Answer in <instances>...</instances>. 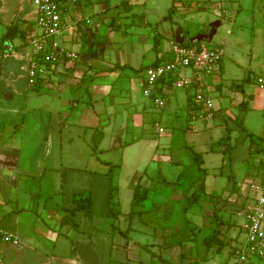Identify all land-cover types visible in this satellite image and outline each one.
I'll return each instance as SVG.
<instances>
[{
  "label": "crops",
  "instance_id": "0c3cea01",
  "mask_svg": "<svg viewBox=\"0 0 264 264\" xmlns=\"http://www.w3.org/2000/svg\"><path fill=\"white\" fill-rule=\"evenodd\" d=\"M148 2L138 16L139 0L69 4L51 41L77 57L60 55L31 85L33 1L0 0V225L18 240L2 245L0 264H238L264 177V41L235 69L224 57L241 42L242 0ZM221 28L224 57L203 90L211 115L194 117L195 87L160 82L162 108L146 96L144 70L171 55L172 40L210 41Z\"/></svg>",
  "mask_w": 264,
  "mask_h": 264
},
{
  "label": "built area",
  "instance_id": "2783aa9c",
  "mask_svg": "<svg viewBox=\"0 0 264 264\" xmlns=\"http://www.w3.org/2000/svg\"><path fill=\"white\" fill-rule=\"evenodd\" d=\"M36 10L38 30L30 34L33 59L30 65L29 82L34 85L37 78L47 72L46 65L59 59L60 55L69 59L77 57L74 51H59L51 38L60 35L65 28L63 13L69 4L82 0H32ZM262 26L264 28V5ZM224 50L222 47L210 48L200 41L198 45L181 44L171 41V55L144 70L145 93L155 104L162 108L166 98L159 90L160 82L172 81L173 86L195 87L194 99L197 104L194 117L203 118L212 114L213 98L203 90L207 86V77L212 74L220 62ZM192 68V76L177 77L181 69ZM258 84L264 88V76L257 77ZM163 131V128H160ZM258 196L255 202L247 207L246 220L243 224L246 241L234 250L238 264H247L254 256L264 255V177L256 187ZM18 243V240L5 233L0 225V250L4 243Z\"/></svg>",
  "mask_w": 264,
  "mask_h": 264
},
{
  "label": "rangeland",
  "instance_id": "374dc122",
  "mask_svg": "<svg viewBox=\"0 0 264 264\" xmlns=\"http://www.w3.org/2000/svg\"><path fill=\"white\" fill-rule=\"evenodd\" d=\"M241 4L242 5L240 9V16L237 18L236 24V29L240 27V30L243 31V33L238 37V40H241V42L240 44L232 48L231 51H229L225 57L223 56L224 60H228L229 64L235 69H238L239 67H244L246 69L249 65L245 64L244 62L246 61L247 63L248 59L253 55L255 49L251 51V48L255 46L254 43L261 41V39H263L264 41V36L262 32L264 0H242ZM149 5V2L147 4H144L143 0H139V3L135 6V11L138 12L137 16L140 15L139 12H143L145 8H147V6ZM146 13V18L148 22H150L151 27H153L154 30L156 29L157 31H159L157 27V23L159 22V19H157L158 15L152 14L151 10H146ZM203 14L207 13L203 12ZM232 16L233 13L231 17ZM220 19H222L223 23L226 22L228 24L230 22V26H232L233 21H235L236 17H220ZM138 20L139 19H136L137 22ZM240 30L238 29V31ZM227 36L228 31L226 29L221 28L220 32L212 40H204L202 42L210 48H215L221 46L220 44H222V41H224ZM243 60L245 61L243 62ZM257 72V70L251 71L252 76H255V73ZM175 131L177 132V130Z\"/></svg>",
  "mask_w": 264,
  "mask_h": 264
},
{
  "label": "trees",
  "instance_id": "16d2710c",
  "mask_svg": "<svg viewBox=\"0 0 264 264\" xmlns=\"http://www.w3.org/2000/svg\"><path fill=\"white\" fill-rule=\"evenodd\" d=\"M170 16V14H168L166 16V18H168ZM11 31H12V27H10L7 31V34H10L11 35ZM200 41H195V42H189V43H186V45H196V44H199ZM159 46V41H156V46ZM38 79V78H37ZM230 141V135L228 134L227 136L225 137H222L218 143H228ZM195 157L197 159V165L198 167L200 168L201 170V164H202V155L200 153H195ZM111 178H113V174L111 173ZM112 187H113V182H112ZM145 190L140 191L139 189V184L136 185L135 187V192H134V203H139L143 200V196L145 194ZM76 208H81V209H84L88 214H91L92 212V207H91V199L89 196H82V195H78V197L76 198ZM214 238H215V234L211 235L210 237H208L206 239V243L209 245H211L214 241Z\"/></svg>",
  "mask_w": 264,
  "mask_h": 264
},
{
  "label": "water",
  "instance_id": "95a60500",
  "mask_svg": "<svg viewBox=\"0 0 264 264\" xmlns=\"http://www.w3.org/2000/svg\"><path fill=\"white\" fill-rule=\"evenodd\" d=\"M196 39H197V41H200L201 39H203V37L199 35L196 37Z\"/></svg>",
  "mask_w": 264,
  "mask_h": 264
}]
</instances>
